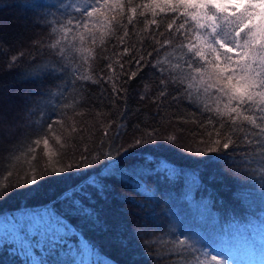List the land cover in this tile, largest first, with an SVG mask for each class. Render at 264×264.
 <instances>
[{"label":"trees","instance_id":"trees-1","mask_svg":"<svg viewBox=\"0 0 264 264\" xmlns=\"http://www.w3.org/2000/svg\"><path fill=\"white\" fill-rule=\"evenodd\" d=\"M75 3L83 11V4L94 0ZM66 5L73 0H0V107L7 116L0 130L9 133L0 139V238L17 241L14 232L4 229L12 216L19 222L43 216L62 224L44 206L65 207L57 198L79 182L76 166L92 170V165L119 158L122 168L145 159L157 165L165 161L183 175L173 182L163 175L144 177L148 195L158 193L155 200L144 195L143 187L114 181L107 200L95 204L99 224L69 217L76 237L70 242L93 245L108 264L203 260L180 248L176 235L182 227L178 218L185 228L191 223L181 203L191 173L200 180L196 200L208 205L191 213L202 211L205 236L213 239L211 230L224 236L229 251L237 232L246 237L260 232L264 239L259 181L264 168L257 163L264 157L246 138H255L257 130L247 122L233 125L217 114L224 111L223 103L217 105L196 86L188 89L187 50L180 40L163 44L174 16L163 0H110L90 20L75 6L65 12ZM69 19L88 26L81 24L65 41L61 24ZM153 19L156 24L150 23ZM133 72L136 76L129 79ZM140 139L143 143L135 144ZM225 142L231 145L228 150L223 149ZM243 159L251 167L242 165ZM61 167L73 171L61 175ZM205 214L217 223H207ZM145 231L148 238L138 240ZM216 251L223 256L222 249ZM70 255L75 252L60 253L64 259ZM228 262L263 264L264 251L253 261L237 257ZM0 264L20 260L0 245Z\"/></svg>","mask_w":264,"mask_h":264},{"label":"snow or ice","instance_id":"snow-or-ice-1","mask_svg":"<svg viewBox=\"0 0 264 264\" xmlns=\"http://www.w3.org/2000/svg\"><path fill=\"white\" fill-rule=\"evenodd\" d=\"M109 2L110 0H94L92 5L84 3L81 11V6L73 0V5L64 6V11L67 12L69 7L75 6L76 12H81V15H86L90 20L94 13ZM153 3H156V0H153ZM163 3L174 14L167 25L169 37L163 40V44H170L174 39L180 40L181 47L187 50L189 55L186 66L190 70L187 78L192 81L187 86L188 89L196 86L210 98H215L217 105L223 103L224 111L218 109L217 114L222 117L226 115L233 125L244 122L253 125L257 135L255 138L250 136L246 138L249 143L255 142L256 149L260 150L259 156L264 157V0H163ZM143 7L148 8L149 5L144 4ZM132 11L135 13L136 9L133 8ZM139 14L144 15L143 12ZM176 17L182 18V21L177 23ZM76 19L79 20L78 17ZM129 23H132L131 17ZM150 23L156 24L157 21L153 19ZM81 24L84 27L88 26L84 22L73 24L71 19L67 25L61 24L64 40L66 41ZM55 47L56 45H53V48ZM124 51L127 52V49ZM40 71L52 74V71L47 69ZM135 76L136 73L133 72L129 79ZM6 121L7 116L0 107V129ZM8 134L0 130V139ZM141 143L142 139L135 141L137 145ZM216 143L219 145L220 141L217 140ZM44 144L47 146L48 141L45 140ZM230 146L229 142L223 143L224 150H228ZM211 151L218 149L213 148ZM257 163L259 167L264 168V159ZM241 164L251 167L247 159H243ZM90 168L92 170L76 166L75 173L80 176L79 182L57 198L59 203L65 205L62 210L57 209L55 204L51 208L44 206L57 222H63L60 224L62 229L60 235L53 232L42 242L38 231L33 233L28 224L21 225L17 218L12 216L9 223L19 225L16 234L21 239L19 242L15 240L9 242L5 238H0V245L9 247L12 254L20 260V264H108L107 259L99 258L98 250L91 244L67 248V242L76 239L68 223L69 217L74 216L93 226L99 224V212L95 204L97 199L107 200L114 181L143 187L144 195L155 200L158 193L153 191L150 196L148 195L149 190L144 177L163 175L167 182H173L183 175L175 166L165 161L157 165L148 159L141 165L123 168L119 158L109 159L99 167L92 165ZM71 171H73L71 167L59 169L61 175ZM259 181L261 191H264V175L259 176ZM199 185V176L191 173L185 185L186 191L181 197V203L190 213L187 219L191 223L185 228L183 218H178V222L182 224L181 230L176 234L178 245L182 249H191L198 256H203L199 264H229L225 257L216 251L225 245V237L220 236L213 240L208 235L205 236L200 230V226H205V221L201 220L200 215H191L194 208L208 207L203 200H196L195 192L199 191ZM207 223L215 225L217 221L209 214ZM140 227L143 230L145 226ZM147 238L146 231L143 235H137L138 240ZM53 240L65 243L51 244ZM45 251L48 252L47 256L44 255ZM61 251L75 252V255L64 259L60 256Z\"/></svg>","mask_w":264,"mask_h":264},{"label":"rangeland","instance_id":"rangeland-1","mask_svg":"<svg viewBox=\"0 0 264 264\" xmlns=\"http://www.w3.org/2000/svg\"><path fill=\"white\" fill-rule=\"evenodd\" d=\"M113 2H118V0H112ZM116 7V5H114ZM200 212V215H202V211L198 210ZM208 215L205 214L202 217H207ZM20 224H28L30 229L33 231V233H36L37 231L40 234L41 241L44 242L46 241L47 237L51 235L53 232L56 233L57 235H60L62 233V229L60 228V224L50 221L47 218L43 216H37L35 218H32L28 221H21ZM19 227V225H13L10 224L7 226V228H4L8 230L10 233L14 232L13 236L17 241H19L21 238L16 234V228ZM216 227V226H215ZM206 231H209V229L205 228ZM210 232L213 233V239H218L221 235L216 233L215 231L211 230ZM238 238L237 240H231L233 243H228L229 247L232 248L231 251L227 250L224 246L221 248H218L217 250H223V256L225 255V259L227 261H230V259H236L237 257L244 258L245 260L249 259L251 261L255 260L259 255L262 254L264 251V239H262V235L260 232H256V236H260L258 238H255L254 236L251 235V232L249 235L246 237L241 236L240 232H237ZM64 244L65 242L59 241V240H53L51 244ZM82 246V245H81ZM74 247H77L73 242H67V248L72 249ZM84 247V246H82ZM46 252V251H45ZM44 252V253H45ZM46 254V253H45ZM44 254V255H45ZM74 256V255H73ZM87 259V256H85ZM35 260L36 258L33 257ZM250 264H254L250 262ZM264 264V263H263Z\"/></svg>","mask_w":264,"mask_h":264}]
</instances>
